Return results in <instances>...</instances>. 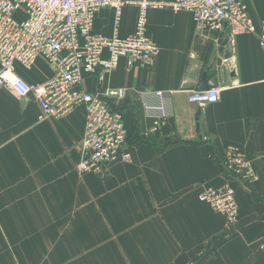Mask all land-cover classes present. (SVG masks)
<instances>
[{
    "label": "crops",
    "instance_id": "1",
    "mask_svg": "<svg viewBox=\"0 0 264 264\" xmlns=\"http://www.w3.org/2000/svg\"><path fill=\"white\" fill-rule=\"evenodd\" d=\"M245 2L259 25L264 0ZM114 16L100 10L94 31L112 36ZM137 17L136 6L124 7L120 36L134 33ZM147 34L158 46L150 62L122 58L113 71L84 72L89 91L126 89L110 102L123 115L132 161L108 164L104 175L76 168L84 107L41 120L33 97L0 87V264H264V53L257 35L232 23L201 31L191 12L170 9L149 11ZM16 71L34 83L54 74L41 57ZM204 73L221 89L220 100L199 105L188 95ZM152 90L174 91L172 115L156 131L142 101ZM229 146L253 161L256 182L227 177ZM227 182L239 203L233 225L199 199Z\"/></svg>",
    "mask_w": 264,
    "mask_h": 264
},
{
    "label": "built area",
    "instance_id": "2",
    "mask_svg": "<svg viewBox=\"0 0 264 264\" xmlns=\"http://www.w3.org/2000/svg\"><path fill=\"white\" fill-rule=\"evenodd\" d=\"M126 5L136 6L138 17L134 33L122 37L119 26ZM105 8L115 12L112 36L94 31L96 14ZM151 9L189 11L201 31L217 32L226 23L235 24L257 35L264 53V18L257 25L245 0H0V87H8L19 98L33 97L41 108V120L54 121L78 107L86 109L82 154L76 165L81 175L101 176L108 164L132 161L126 149L128 133L123 115L110 102L112 97H124L126 89L89 91L84 86V72L99 67L113 71L122 58L130 63L150 62L158 53L157 44L147 34ZM40 57L54 68L53 76L45 82H30L16 71L17 64L31 69ZM207 85L206 90L191 91L189 101L199 105L218 102L221 89L213 80ZM173 93H142L145 112L154 118V131L172 115ZM222 167L228 178L241 183L252 184L259 179L253 161L237 146L227 147ZM199 199L225 215L228 225L238 222L239 203L229 182L204 190ZM260 248L264 256V237Z\"/></svg>",
    "mask_w": 264,
    "mask_h": 264
},
{
    "label": "water",
    "instance_id": "3",
    "mask_svg": "<svg viewBox=\"0 0 264 264\" xmlns=\"http://www.w3.org/2000/svg\"><path fill=\"white\" fill-rule=\"evenodd\" d=\"M221 35H223V32L221 33ZM208 87L209 86L207 85V74L204 73L202 80H201V83L199 85V90H206V89H208Z\"/></svg>",
    "mask_w": 264,
    "mask_h": 264
}]
</instances>
